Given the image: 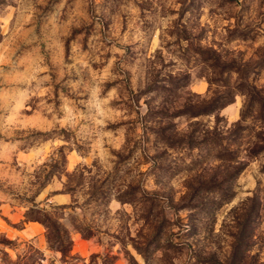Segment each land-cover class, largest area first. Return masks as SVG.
<instances>
[{
  "label": "rangeland",
  "instance_id": "rangeland-1",
  "mask_svg": "<svg viewBox=\"0 0 264 264\" xmlns=\"http://www.w3.org/2000/svg\"><path fill=\"white\" fill-rule=\"evenodd\" d=\"M0 264H264V0H0Z\"/></svg>",
  "mask_w": 264,
  "mask_h": 264
},
{
  "label": "trees",
  "instance_id": "trees-1",
  "mask_svg": "<svg viewBox=\"0 0 264 264\" xmlns=\"http://www.w3.org/2000/svg\"><path fill=\"white\" fill-rule=\"evenodd\" d=\"M45 218L42 219L43 223L47 226L48 229V237L49 239H58L60 245L58 246L59 249L65 254L70 249L71 245V238L67 229L60 228V226L56 223V221L52 220L48 213H44ZM240 243H237V246Z\"/></svg>",
  "mask_w": 264,
  "mask_h": 264
},
{
  "label": "crops",
  "instance_id": "crops-1",
  "mask_svg": "<svg viewBox=\"0 0 264 264\" xmlns=\"http://www.w3.org/2000/svg\"><path fill=\"white\" fill-rule=\"evenodd\" d=\"M30 227H34V226L31 224Z\"/></svg>",
  "mask_w": 264,
  "mask_h": 264
}]
</instances>
